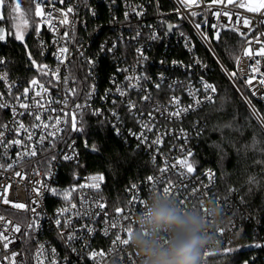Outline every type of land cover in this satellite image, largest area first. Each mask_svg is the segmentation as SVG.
Returning a JSON list of instances; mask_svg holds the SVG:
<instances>
[{"label": "built area", "instance_id": "2783aa9c", "mask_svg": "<svg viewBox=\"0 0 264 264\" xmlns=\"http://www.w3.org/2000/svg\"><path fill=\"white\" fill-rule=\"evenodd\" d=\"M40 2L44 15L40 16L41 26L34 40L43 61L41 66L46 67H41L34 78L38 86L31 84L33 79L26 82L15 75L10 59L0 56L3 61L0 63V104L5 105L0 107V165H3L0 167V217H3L0 232L6 237V240L0 239V259L14 252L17 254L16 264H51L52 261L55 264H129V253H135L131 245L120 246L113 241L117 235L126 238L122 229H135L136 217L145 210L148 198L154 193L163 195V188L169 183L174 186L175 198L185 199L182 206L197 207L203 197V202L215 203L224 214L226 205L215 194V169L195 167L196 171L189 174L186 168L172 165L183 159L188 150L193 152L199 142L203 124L198 113L213 104L218 95L212 80L214 67L247 98L264 103V100H259V94L256 97L250 95L252 90L262 88L259 81L264 79V56L257 54L264 47V24L261 23L264 17L228 5L226 0L225 4L196 0L195 5L189 6L180 5L178 0ZM240 2L247 3L248 0ZM69 7L73 8V12H67ZM225 7L233 14L231 20L214 14L216 11L223 12ZM245 18L249 20L247 26L243 23ZM65 19L67 23L63 22ZM197 23L201 25L200 29L195 27ZM214 24L218 26L216 29L211 27ZM169 25L174 27L169 28ZM216 31L220 33L219 40L212 38ZM152 35H157L159 39H152ZM205 35L210 38L208 42L204 39ZM5 36L7 38V30ZM228 40L240 44L234 71L226 67L216 50L217 44ZM101 45L115 47L112 51L102 52ZM61 47L68 49L63 58L59 54ZM80 50H83L84 57L95 59L94 67L78 54ZM138 50L143 51L146 61L139 60ZM249 50L251 56L247 54ZM102 55H107L113 62L110 77L104 85L100 71ZM196 60L202 61V64L197 65ZM173 61L177 64L173 65ZM188 65L191 67L186 68ZM225 68L227 72L223 70ZM232 72L236 73L235 77L229 75ZM145 74L149 81H140L134 88L127 87L135 85L136 81H129L126 77ZM201 78L213 84L216 92L206 93ZM247 79H252L251 86L245 83ZM155 83H160L159 90L154 88ZM118 88L124 90V96L119 94ZM143 89L151 95V100L143 99L146 94ZM238 94L241 97L240 92ZM206 96L212 97L211 102ZM173 97L178 103L173 101ZM197 100L201 101L199 105ZM129 101L136 103V109L129 110ZM22 104H26L27 108L21 107ZM77 105L83 107L77 108ZM189 105L192 108L182 111L180 117L169 116V113L186 109ZM246 106L251 110L250 106ZM88 115L105 122L117 137L147 155L153 165L147 177L125 188L122 201L110 199L104 171L84 172L79 169L82 161L80 139L84 132L77 134L71 131V122L73 116L77 126L83 120L85 129ZM255 118L264 129L257 115ZM41 137H44L42 143ZM16 140L20 143H13ZM31 150H35L36 154L28 155ZM66 155L73 158L65 160L63 157ZM189 161L192 162L191 157ZM209 171L214 175L208 176ZM17 172L21 175L17 176ZM100 176H103V181L93 180V177ZM149 176L153 177L151 182L147 179ZM96 183L100 184L99 189L92 186ZM132 184L137 185L136 195L143 200L135 206L129 204ZM45 186L56 188L60 195H51ZM37 188L43 195L37 196ZM194 189L198 191L193 193ZM85 197L87 200L82 206ZM4 199L9 203L5 204ZM97 202L105 205L101 214L85 216V210L90 209L93 213L100 211L95 207ZM15 204H23L24 207L16 208ZM117 208L121 209L120 213L116 212ZM57 218L61 220L60 226L55 223ZM33 224L35 227H29ZM15 226L20 227V232L13 231ZM87 228L93 231L88 232ZM236 229L237 225H229L224 220L215 230L219 246L204 250L200 264H207L214 256L231 253L230 244ZM69 234L76 237L71 241V247L66 242ZM7 241L11 242L4 249L3 244ZM225 248L230 251L225 253ZM243 249L251 250L250 259L257 260L256 251L264 250V236ZM92 252L103 255L92 259ZM205 252L208 255L205 256ZM134 259L136 264H140L137 256ZM4 264H10V261L4 260Z\"/></svg>", "mask_w": 264, "mask_h": 264}, {"label": "trees", "instance_id": "16d2710c", "mask_svg": "<svg viewBox=\"0 0 264 264\" xmlns=\"http://www.w3.org/2000/svg\"><path fill=\"white\" fill-rule=\"evenodd\" d=\"M21 11L23 18L29 21L23 42L8 35L14 28L8 18L10 10H4L6 19L0 22V27L6 28L7 38L5 42L0 41V56L9 58L12 72L29 82L38 75L43 61L34 40L38 28L35 7L30 0H24ZM216 50L226 67L234 71L240 44L228 40L217 44ZM29 52L36 65L31 63ZM100 64L104 85L110 77L113 62L107 55H102ZM213 71L212 80L218 95L213 104L198 113L203 131L191 161L198 169H215V194L226 205L223 218L227 224L237 225V229L230 244L231 253L214 256L207 264H264V250H257L258 259L253 261L250 259L253 252L243 249L264 236V132L222 72L217 67ZM251 100L264 118V103ZM80 141L82 161L79 169L104 171L107 193L116 202L123 200L129 184L147 177L153 169L147 155L125 143L105 122L92 115L86 116ZM85 141L89 148L94 146L99 155L87 152Z\"/></svg>", "mask_w": 264, "mask_h": 264}, {"label": "snow or ice", "instance_id": "6c2138e0", "mask_svg": "<svg viewBox=\"0 0 264 264\" xmlns=\"http://www.w3.org/2000/svg\"><path fill=\"white\" fill-rule=\"evenodd\" d=\"M24 2V0H0V22H3L5 21L6 19V16H5V13H4V10L5 9H9L10 10V17H8L11 22H12V27L14 28V31H8V35H11L14 37L15 40L17 41H21L23 42L24 40V32L21 30V28H27L28 27V19L26 18H23V14H22V11H21V4ZM30 2H34L35 3V16H43L44 13L41 9V2L40 0H30ZM178 3L180 5H183V6H189V5H195L196 4V0H178ZM226 3L228 5H232L233 7H237V8H241V9H245L247 12L249 13H258L260 16L264 17V0H249V2L245 3V2H240V0H226ZM212 4H225V0H212ZM28 11H31L30 9ZM177 13H179L180 9L177 8L176 9ZM67 12L68 13H71L73 12V8L69 7L67 8ZM93 15H95L96 13L93 11L92 13ZM137 14H140L139 12ZM192 15H196L195 12H192L191 13ZM217 17L223 15V16H226L228 17L229 20L232 19V15L233 14H230L229 10L227 9V7H225V10L223 12L221 11H216L214 13ZM18 15H19V18L21 19V23L17 24L15 23V20L18 18ZM64 23H67V19H65L63 21ZM237 22H239V17H237ZM243 23L244 25H248L249 24V20L247 18H245L243 20ZM261 23L264 24V19L261 20ZM169 28L171 27H174L172 25H169L168 26ZM195 27L197 29H200L201 28V25L200 24H196ZM213 29H216L218 26L217 25H212L211 26ZM5 28L4 27H0V41H5L6 40V36H5ZM36 31L38 32L39 29L36 28ZM65 35L67 36L68 33H65ZM181 35H183V33H181ZM241 35H244V33H241ZM152 39H159V37L157 35H152L151 37ZM213 39H216V40H219L220 38V33L218 31L214 32V36L212 37ZM205 41L208 42L210 40V38L205 35L204 37ZM115 47V45L112 46V48H109L107 47V45H101V51H112L113 48ZM209 48L211 50V45L209 44ZM68 51V49L66 47H61L59 49V54H60V57L63 58L64 54ZM80 56L84 57V52L83 50H80L79 53H78ZM248 55H252L251 51L249 50L247 52ZM258 55H262L264 56V47H261L259 53H257ZM28 56H29V59L31 60V63L33 65H36V61L35 60H32V53H28ZM138 57H139V60H147V57L144 56L143 54V51L142 50H138ZM84 60L87 64H89L91 67H94L95 66V59L93 58H88V57H84ZM139 62V61H138ZM0 63H3L2 60H0ZM161 63H163V61H161ZM197 65H201L202 64V61L200 60H196L195 62ZM177 62L173 61V65H176ZM41 67H46V66H41ZM186 68H190L191 65H188V66H185ZM203 67L207 68V65H203ZM225 72H227V69H223ZM255 71V69H253ZM230 76H233L235 77L236 73L235 72H232V73H229ZM57 79H59V77H57ZM126 79H128L129 81H132V80H135L136 81V84L133 85V84H129L127 87H136L137 85L140 84V81H149V77L145 74V75H138L137 77H126ZM161 80L164 79L163 76L160 77ZM201 83H202V86H203V89L206 93L208 92H211V93H215L216 92V87L211 84V83H208V82H204L203 79L201 78ZM248 86H251L253 81L252 79H247L246 82H245ZM260 85L262 86V88L260 89H254L251 91L250 95L252 97H256L258 94V98L259 100H264V79H261L259 81ZM31 84L33 86H38V83L35 79H33L31 81ZM142 87V86H141ZM161 87L160 83H155L154 84V88L159 90ZM171 87V86H170ZM145 91V95L143 96V99L145 101H149L152 99L151 95L147 93V90L146 89H143ZM117 91L119 92V94L121 96H124L125 95V92L123 89L121 88H118ZM237 91L240 92V95L242 97V99L244 100V103L248 106H250L251 108V112L253 113V115H257L258 119H260L261 121V124L264 125V118H261L259 117L258 113H257V109L255 107L254 104H252V100L247 98L245 96V94L239 89L237 88ZM28 92V89L26 88L25 89V94H27ZM37 96L40 95L39 92L36 93ZM206 99L211 102V99L212 97L211 96H206ZM173 101H176V98L173 97ZM178 103V101H176ZM201 103V101L197 100L196 101V104L199 105ZM5 105H2L0 104V107H4ZM21 107H25L27 108V105L26 104H22ZM83 106H80V105H77V108H81ZM127 107L129 108L130 111L136 109V103L135 102H132V101H129L128 104H127ZM190 108H192L191 105H189L188 108L186 109H183V110H180L178 109L177 111L175 112H172V113H169V116L170 117H180L181 116V112H187ZM93 114L95 115H99L98 112H94ZM115 115V114H114ZM36 119L39 121L40 120V117L37 115L36 116ZM57 123H59V121H57ZM21 128H23L24 126L21 124L20 125ZM45 128L48 127V125H44ZM226 127H229V125H226ZM114 131H116V128L113 129ZM57 131H59V129H57ZM71 131L77 133V134H80V133H83L85 131L84 129V121L81 120L80 121V124L79 126H77V122H76V119L75 117L73 116L72 118V122H71ZM118 133V132H117ZM119 134V133H118ZM199 131L197 132V135H199ZM2 135V134H0ZM51 135H54L51 134ZM31 139V135H29V140ZM44 140V137H41L40 138V141L41 143L43 142ZM159 141H157L158 143ZM13 143H16V144H19L20 141L19 140H16V141H13ZM85 147L88 148V144H87V141H85ZM92 151L96 150L95 147L93 146V148L91 149ZM239 151V150H238ZM28 155H35V150H31L29 152H27ZM194 154L191 150H188L186 153H185V156L183 159H179L176 161V164L172 165V167H177V166H181L183 168H186L187 170V173L191 174V173H194L196 171V168H195V165H194V162H190L189 161V158L192 157ZM76 156H78V153H76ZM65 160H68V159H72L73 157H70V156H64L63 157ZM53 160L55 159V156H53L52 158ZM0 167H3V165H0ZM8 167H11V165H8ZM161 171H165V169H161ZM183 174V173H182ZM17 176H20L21 173L17 172L16 173ZM208 176H212L214 175L211 171H209L207 173ZM103 176H100V177H93V180H100V181H103ZM148 181L151 182L153 180V177L152 176H149L148 178ZM94 188L96 189H99L100 188V184L99 183H96L94 185H92ZM47 191H49L51 193V195L53 196H58L60 195V192L56 189V188H53V187H49V186H45ZM173 185L171 183L168 184L167 187H164L163 188V196L166 197V198H170V199H175L176 202L178 204H181V205H185V199H176L175 198V194L173 192ZM36 193H37V196H41L43 195V193L41 192V190L39 188L35 189ZM129 191L132 192V197L131 199L129 200V204L132 205V206H135L137 202L139 203H143V200H141L140 197H138L136 195V191H137V185L136 184H132L130 186V189ZM195 191H198V190H193V193H195ZM67 194H65V199H67ZM214 199V197H213ZM87 200V197L83 198L82 200V206H83V202ZM5 204L9 203V201L7 199H4L3 201ZM203 202V197H201V203ZM243 202V200L241 201ZM14 207L16 208H23L24 205L23 204H15ZM73 207H75L73 205ZM95 207L97 209H99L100 211H97L95 213L91 212V210H85L84 212V215L85 216H99L101 214V212L103 211L105 205L103 203H99L97 202ZM195 207V206H193ZM144 208L146 209L147 208V204H144ZM33 212H35V209H32ZM63 211H67V209H64ZM203 211L206 212V209H203ZM116 212L117 213H120L121 212V209L120 208H117L116 209ZM38 215V214H37ZM79 215V213H78ZM106 215V213H105ZM122 219H126L127 217H121ZM0 220H3V217H0ZM55 223L57 226H60L61 225V220L59 218H57L55 220ZM29 227H35V225H29ZM112 227L115 228L116 227V224L113 223L112 224ZM13 231L15 232H20V227L19 226H15ZM87 231L88 232H91L93 231L91 228H87ZM122 231H124L126 233V238H122L120 235H117L115 237V240L113 241V244H118L120 246H128L129 245V238L133 232V229L130 228V227H127L125 229H122ZM105 234H107V229L105 230ZM76 237L73 235V234H69L67 237H66V242L68 243L69 247H71V241L73 239H75ZM0 239H5L6 240V237L4 236V234L2 232H0ZM11 241H7L3 244V248L4 249H7L8 248V244L10 243ZM257 247H260V245H257ZM123 250V249H121ZM72 251L73 252H76V249L75 248H72ZM230 251V249H227L225 248L224 249V252H228ZM55 252V249H53V253ZM40 253L38 252L37 255H39ZM80 255L82 256L83 255V251H81ZM97 255H103V253H96V252H92L90 253V258L94 259ZM204 255H208L207 252L204 253ZM16 256L17 254L16 253H11V255L9 256L8 254H5L3 259H0V264H4V260H9L10 261V264H16ZM137 256L136 253H129V264H136V261L134 259V257ZM51 264H55V261H52Z\"/></svg>", "mask_w": 264, "mask_h": 264}, {"label": "clouds", "instance_id": "9594fccd", "mask_svg": "<svg viewBox=\"0 0 264 264\" xmlns=\"http://www.w3.org/2000/svg\"><path fill=\"white\" fill-rule=\"evenodd\" d=\"M223 222L211 201L188 207L154 193L136 217L129 244L140 264H200L204 250L219 246L215 230Z\"/></svg>", "mask_w": 264, "mask_h": 264}, {"label": "rangeland", "instance_id": "374dc122", "mask_svg": "<svg viewBox=\"0 0 264 264\" xmlns=\"http://www.w3.org/2000/svg\"><path fill=\"white\" fill-rule=\"evenodd\" d=\"M248 2H249V0H248ZM36 22H37V26L40 28V21H39V19H40V16H36ZM15 23H17V24H19V23H21V19L19 18V15H18V18L16 19V21H15ZM21 30L24 32V39H25V36H26V34L28 33V31H27V28H21ZM24 41V40H23ZM232 85V84H231ZM233 86V85H232ZM234 87V86H233ZM235 88V87H234ZM236 90V89H235ZM237 91V90H236ZM238 93V92H237ZM239 95V94H238ZM240 97V96H239ZM240 99H241V97H240ZM241 101H242V99H241ZM243 102V101H242ZM244 103V102H243ZM247 107V106H246ZM248 109V108H247ZM249 110V112L251 113V115L254 117V119L256 120V118H255V115H253V113L251 112V110L250 109H248ZM257 121V120H256ZM257 123H258V121H257ZM259 124V123H258ZM260 125V124H259ZM260 127H261V125H260ZM262 128V127H261ZM262 130H263V132H264V129L262 128Z\"/></svg>", "mask_w": 264, "mask_h": 264}, {"label": "water", "instance_id": "95a60500", "mask_svg": "<svg viewBox=\"0 0 264 264\" xmlns=\"http://www.w3.org/2000/svg\"><path fill=\"white\" fill-rule=\"evenodd\" d=\"M91 149H92V148H89V147H88V148H85V150H86L87 152H89L90 154H92V155H99L98 152H97L96 150L92 151Z\"/></svg>", "mask_w": 264, "mask_h": 264}]
</instances>
